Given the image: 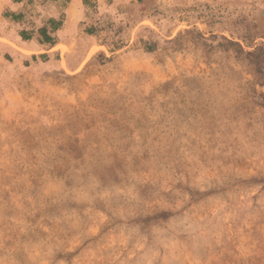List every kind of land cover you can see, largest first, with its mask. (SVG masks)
I'll return each mask as SVG.
<instances>
[{
  "label": "rangeland",
  "instance_id": "374dc122",
  "mask_svg": "<svg viewBox=\"0 0 264 264\" xmlns=\"http://www.w3.org/2000/svg\"><path fill=\"white\" fill-rule=\"evenodd\" d=\"M89 1L0 0V264H264V0Z\"/></svg>",
  "mask_w": 264,
  "mask_h": 264
},
{
  "label": "trees",
  "instance_id": "16d2710c",
  "mask_svg": "<svg viewBox=\"0 0 264 264\" xmlns=\"http://www.w3.org/2000/svg\"><path fill=\"white\" fill-rule=\"evenodd\" d=\"M16 1H22V0H16ZM84 3L86 5H89V0H84ZM5 16L9 18L12 21L20 22L23 18V14L19 11H6ZM63 20L57 19V18H49L46 23H44L42 26L37 28V30H25L22 29L20 31V36L23 40H32L35 38L38 43L41 45H47L49 48L54 47L58 41L54 34L62 27ZM101 30L100 28H97L96 26H89L86 28V32L90 35H96L98 31ZM264 36L261 34H256V32H252L251 30L248 32L246 31L244 34L241 35V39L248 45L253 46L256 45V39L263 38ZM264 46V44H263ZM120 47V46H119ZM156 48L155 44H152L151 42H145V49L148 52L154 51ZM42 57L47 58L48 54L43 53L40 54ZM36 56L34 55L33 58Z\"/></svg>",
  "mask_w": 264,
  "mask_h": 264
}]
</instances>
